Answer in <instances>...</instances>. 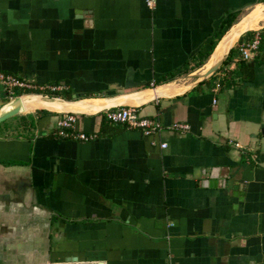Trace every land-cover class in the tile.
Returning a JSON list of instances; mask_svg holds the SVG:
<instances>
[{
	"label": "crops",
	"instance_id": "0c3cea01",
	"mask_svg": "<svg viewBox=\"0 0 264 264\" xmlns=\"http://www.w3.org/2000/svg\"><path fill=\"white\" fill-rule=\"evenodd\" d=\"M257 4L0 0V75L62 83L71 98L155 87L196 71ZM256 32L255 57L236 59ZM232 49L208 78L129 102L159 133L102 111L76 114L89 140L58 137L57 111L2 122L0 264H264V23Z\"/></svg>",
	"mask_w": 264,
	"mask_h": 264
},
{
	"label": "built area",
	"instance_id": "2783aa9c",
	"mask_svg": "<svg viewBox=\"0 0 264 264\" xmlns=\"http://www.w3.org/2000/svg\"><path fill=\"white\" fill-rule=\"evenodd\" d=\"M146 4L149 7H153L154 0H146ZM262 44V38L259 32L253 36L249 41H245L240 44L238 50L239 55L236 59L252 60L257 54ZM0 82L2 86L3 97L8 101L14 97L15 91L20 90L26 94V91H39L38 94L50 95L52 92H61L66 89L65 84H37L29 78H19L14 75L1 74ZM154 82H151V86ZM218 87V83L215 85ZM21 94V95H24ZM29 94V93H27ZM106 119L115 124H122L128 128H135L141 130L144 135H151L159 133L164 128L161 122L152 117L141 115L136 107L123 106L110 108L102 111ZM76 123L75 113H64L63 116L57 122L56 135L60 138H72L79 140H89L94 138L95 134H86L82 131H76L74 126ZM170 129L176 132H187L189 130V124L185 122H174L168 126ZM230 144L239 146L238 143L228 140ZM162 148H165L167 144L162 142L160 144Z\"/></svg>",
	"mask_w": 264,
	"mask_h": 264
},
{
	"label": "water",
	"instance_id": "95a60500",
	"mask_svg": "<svg viewBox=\"0 0 264 264\" xmlns=\"http://www.w3.org/2000/svg\"><path fill=\"white\" fill-rule=\"evenodd\" d=\"M262 5H264V4H262ZM241 19H242V17L238 21H240ZM232 26H230V28ZM256 29H258V28H256ZM256 29H254V30H256ZM249 30H252V29H249ZM246 31H248V30H246ZM246 31H244V32H246ZM226 32L222 35V37L226 34ZM244 32H242V33H244ZM240 35L228 47L226 53L223 55V57L220 59V61L218 63H216L215 65L211 66L210 68L206 69L204 72H203L202 69H203V67H204L206 62L202 66H200L196 71H194V72H192L190 74H187V75H185L183 77H179V78H176V79H171V80L166 81V82H164L163 84H160V85H166L168 83H174L175 86H176V84H177L176 82L179 81V80H188V79H191V78H195V80H194V82L192 84V85H194V84L198 83L199 81H202V80L208 78L209 76H211L220 67L221 63L225 60V58L227 57V55L230 52V49L233 47L234 43L238 40ZM222 37L220 38V40L222 39ZM215 47L213 48V50L210 53V55L213 53ZM160 85L155 86V87L142 88V89L137 90V91L119 94V95L114 96V97H96L97 99H100V100H103V101L96 105L94 111L76 110V109H73V108L69 107L70 104H72V103L81 102L83 100L89 99L90 97H78V98H76L77 95L74 94L71 99H66V98H63V97H60V96L51 97L49 95L38 94V93H29L28 95L32 96L30 99L38 97L40 99V101H43V102L51 103L52 101H58L60 103L61 102L65 103V105H69L68 107L66 106L64 108H61L60 110H54V109H50L48 107H37V108H34V109H45V110L57 111V112H61V113H75V114L81 113V114H83V113H93V112L96 113V112L104 111L106 109L116 108V107H123V106H132V107H136L137 108V106L131 105V104H129V102L131 100H137V97H139V96H146L147 95V98H145L143 100H141V99L138 100V101L141 100V101H146L147 102V101H151V100H154L156 98H159V97H166L168 95L173 94V93L167 94V93H164V92L157 91V88ZM21 96L22 95L14 96L12 99H10V100H8V101H6V102H4L3 104L0 105V123H2L3 121H6L7 119L11 118L14 115L21 114V113H23V112H25L27 110H31V109H27L26 110L24 108V101H25L24 99L25 98H23ZM26 99H28V98H26ZM263 132H264V129H263Z\"/></svg>",
	"mask_w": 264,
	"mask_h": 264
},
{
	"label": "bare ground",
	"instance_id": "6f19581e",
	"mask_svg": "<svg viewBox=\"0 0 264 264\" xmlns=\"http://www.w3.org/2000/svg\"><path fill=\"white\" fill-rule=\"evenodd\" d=\"M264 21V5L262 4H257L253 8H251L243 17L240 21L235 23L227 32L226 34L222 37V39L218 42L216 45L213 53L210 55L209 59L206 61L204 68L208 65V68L211 66L215 65L220 61V59L223 57V55L226 53L228 47L235 41V39L244 31L249 30V29H256L259 28L262 25V22ZM231 32V33H230ZM228 34V39L224 42L222 40L224 37ZM222 42V43H221ZM219 47V48H218ZM218 48V51H217ZM217 51V52H216ZM207 68V69H208ZM204 72V71H203ZM170 85L175 86L174 83H168L166 85H160L157 88V91L159 92H164L167 94H171L165 91V88L169 87ZM33 95V94H32ZM21 97L25 98L24 100V108L27 109H34L37 107H48L50 109L54 110H60L61 108L68 107L69 105H65L63 102H58V101H52L51 103L49 102H43L40 101V99L33 98L30 99L32 96L30 95H22ZM28 98V99H26ZM147 98L146 96H139L137 97V100L145 99ZM103 100L97 99V98H89L86 100H83L81 102H76L70 104V108L76 109V110H83V111H94L95 109H90V108H95L97 104L102 102Z\"/></svg>",
	"mask_w": 264,
	"mask_h": 264
},
{
	"label": "trees",
	"instance_id": "16d2710c",
	"mask_svg": "<svg viewBox=\"0 0 264 264\" xmlns=\"http://www.w3.org/2000/svg\"><path fill=\"white\" fill-rule=\"evenodd\" d=\"M232 24V21H228L227 22V24H226V26L222 29V31H221V33H220V36H219V38L226 32V30L230 27V25ZM240 40V39H239ZM215 44H216V42L214 43V44H212V46L214 47L215 46ZM232 48L230 49V52H229V54H228V56H227V58L229 57V55H230V53L232 52ZM227 58L223 61V63L227 60ZM32 91H26L25 93L27 94V93H31ZM34 93H39V91H35ZM21 94H24V92H22V91H20V90H17V91H15V94H14V96H17V95H21ZM3 95V94H2ZM49 96H51V97H54V96H60V97H63V98H66V99H71V97H70V94H68L67 92H52V93H50V95ZM7 101V100H6ZM5 101V102H6Z\"/></svg>",
	"mask_w": 264,
	"mask_h": 264
},
{
	"label": "rangeland",
	"instance_id": "374dc122",
	"mask_svg": "<svg viewBox=\"0 0 264 264\" xmlns=\"http://www.w3.org/2000/svg\"><path fill=\"white\" fill-rule=\"evenodd\" d=\"M264 23V21L262 22V24ZM1 103H2V101H1ZM15 116V115H14ZM7 121V120H6ZM4 122V121H3ZM1 124V123H0Z\"/></svg>",
	"mask_w": 264,
	"mask_h": 264
}]
</instances>
